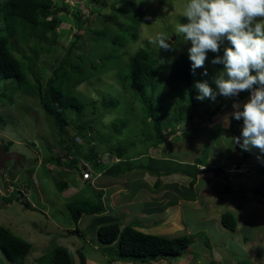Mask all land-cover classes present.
<instances>
[{"label":"rangeland","instance_id":"rangeland-1","mask_svg":"<svg viewBox=\"0 0 264 264\" xmlns=\"http://www.w3.org/2000/svg\"><path fill=\"white\" fill-rule=\"evenodd\" d=\"M3 1L0 0V4ZM129 1L123 5L122 14H115L112 7L119 5V0H106L98 8H96L97 4L89 3L88 0L87 5H84L85 0H75V2L69 0L70 11L63 10L61 15L64 23L56 28L55 35H50L46 40V48L52 47V50L40 55L37 62V67L43 70L38 72L35 68L29 76L30 83L34 85L36 78L39 82H44L51 76L53 68L65 56L76 34L82 35L80 47H83L87 44L88 34L92 36L96 32L95 30L102 26L99 21L101 18L97 16L95 18L99 24L91 20L89 26L84 29L73 23L74 18L70 16L72 11L77 12L79 10V13L84 14V16L90 13L94 15L91 10L92 7L96 8V13L99 11L103 17L104 25L101 29L107 33L106 38L111 37L112 34H114L113 38L122 36V31L119 28H123L128 32L138 29L135 41H129L126 47L119 48L118 51L113 48L119 60L122 61V65L133 53V49L148 47L156 55L162 56L159 62H164L160 77L158 74L156 78V84L160 79L165 82L164 79H166L175 58L179 55L189 56L187 49L190 47V42L184 43L172 33L175 23L187 22V18L181 16L187 0ZM141 10L144 11V18L139 24L138 17L142 15ZM112 20L115 21L114 25ZM118 24L119 27H117ZM158 31L170 35L169 43L172 45V50L158 49L157 46L148 42L147 37ZM15 42L17 56L26 54L33 49L31 45L16 40ZM225 46H228L227 41L221 44L219 55L222 56ZM78 51V48L73 49V52ZM86 52L83 51L82 54L86 55ZM97 52L100 53L99 50ZM162 53L165 54V60ZM216 55L217 53L209 51L202 67L203 73L206 70L212 76V82H214L216 74L223 70V64L212 63ZM117 67L100 72L104 69L101 66L94 76L87 78L73 89V92L80 97L84 108L81 112L70 111L68 113L71 121L62 131L54 129L49 118L40 107V99L35 94H31V92L23 94L22 92L21 95L16 96L15 93L7 92L9 99L12 100L13 96L15 102L9 104V100H0V143L9 145V149L23 152L26 154L27 160L10 163L5 171H0V225L31 243L26 264H49L50 256L56 246L68 248L72 252L75 264L79 262L76 250L82 251L86 256V264H123L116 260L111 261L109 255L102 251L105 247L101 246L95 239L94 231L86 230V227L95 220V216L85 214V217L83 216L80 219V237L73 235L71 232L67 233L73 226L68 221L70 215L65 201L80 194L89 196L91 191L88 190V185L96 190L103 189L102 200L106 211L121 217L123 220L122 225L131 220H136L140 225L137 228L167 236L201 233L194 236L195 242L192 246L184 250L182 257L172 260V264H236L238 260L242 261V264H247L250 261L246 258L235 259L236 255L246 251L252 253L249 256L253 258L254 263L263 264L264 257L260 254V250L262 249L261 251L264 252V199L259 200L254 197L252 189L259 186V176L256 175V171L264 167V163L261 162L264 161V154H261L258 149L254 150L255 148L250 150H254L253 152L247 153L248 155L245 157L247 158V165L252 166V172L247 174L248 177H246V173L249 168L247 169L244 165L240 166L239 169L233 166L227 167V165L238 162L244 155L241 153L238 144L230 146L234 129L227 128L230 125H225L223 122L225 114L234 111L233 103L237 102L242 106L250 94L245 96L247 98H239V95L226 98L218 94L214 102L209 99L203 101L196 99L195 104H197L196 107H199V111L192 118V123L187 118L178 121L173 114L172 106L167 105L172 100H163V103H165L163 120L176 119V124L166 126L165 131L182 127L180 130L181 135L179 133H176L175 136L171 135L167 137L162 145L155 147L152 144L155 140L154 135L152 136L153 131H150L148 124L142 121L139 104L136 101L132 102L128 99V94L121 92L124 87L117 80L115 71L119 69V66ZM161 88L172 99L169 88L163 85L159 87V89ZM212 89L217 91L215 83H213ZM1 93H3L2 89H0ZM104 95L116 97L120 103L115 108L107 110L104 108L102 100ZM157 102L159 103V101ZM222 102H226L228 107L220 112L222 113L220 118L223 123H219L221 131L218 132L217 128H213L212 125L214 121L219 119L217 116L220 113L217 112V106ZM177 103H179V108L184 110L191 106L184 100H178ZM207 107L210 110L212 109L211 112L206 109ZM205 109L206 113H202ZM112 114L115 115V120L109 125L103 124L102 120ZM12 119H14V128L10 129L9 126L12 123L9 121ZM122 121H124L123 125ZM81 124L84 125L82 132L86 131L89 134L86 139L78 133ZM235 125L237 124L235 123ZM117 130L120 133H117ZM237 133L241 135L239 132ZM77 136H80L81 140H75V138L78 139ZM74 141H77V143H74ZM90 141L94 144H91ZM92 145L98 158H104V164L107 165L105 171L120 161L119 159L118 162H114V159L119 157L117 150L126 149L120 158L130 160L142 157L143 159L147 158L144 155L148 154L158 162L164 158H169L167 160L171 163L172 158H175L178 163H182V161H185L184 159L195 163L197 157L201 158V155H203V162L209 161L212 164H217L216 167H226L227 175L218 174V185L211 190L210 184L216 182L213 175L211 173L200 174V180L204 181V183L201 181L202 190H204V186L208 185L209 190H206L203 194H197L196 199L199 201L196 200L195 203L191 204L185 200H176V203L174 196L180 197L179 193L174 192L173 197L171 193L166 195L167 193L159 190L160 185L157 186V191L154 190L152 185L155 177L145 171H138L139 173L128 172L115 178L106 173H103L100 177L92 174L89 178L84 179L83 174H81L84 171L81 170L80 165L81 161H88L87 158L91 156L90 146ZM76 149H78V157H80L79 160L77 159L78 165L68 157L70 151ZM52 155L60 156L62 164L67 163L69 166H59L54 161V163L52 161L47 162L46 159L51 158ZM258 156L260 157L259 160L257 159ZM232 158H234V161H230ZM131 161L133 162V160ZM137 162L138 160H134V164ZM49 166L53 168V174L48 173ZM238 171L245 173L236 179L234 175ZM222 176H227V182L232 185L231 193L234 196L232 199L230 198L231 194L222 195L220 193L224 184L221 179ZM70 177L79 182H73L72 179H69ZM161 180L162 184L170 182L169 189H171L173 182L182 184L185 182V177L181 175H171L170 177L168 175L162 177ZM134 181L145 182L149 184H145L149 187L144 186V188L138 189L140 185L137 187L133 185L132 187H136V193L129 200L123 197L122 194L128 193ZM138 183L136 182V184ZM63 184L64 187L62 188ZM23 190L30 194V200L24 197V195L27 197L25 193L24 195L22 193L17 195ZM243 190L245 197L241 198ZM12 191L15 196L6 197L5 194ZM4 197H6L5 199H12V204L8 208L4 207V204L7 203L6 200H3ZM25 201L30 202L34 210L25 209L21 204ZM226 211L232 212L237 218L239 227L235 230V236L220 225L219 216ZM220 235H226L230 239L236 237L238 240L232 239L230 241L219 237ZM201 236H208L211 247H207L204 242H200ZM238 236L242 237L243 240H240ZM245 236L249 238L247 242H244L246 241L244 240ZM232 243L241 246V249L237 246L232 248ZM152 263L161 264V261ZM0 264H9V262L4 256L0 255Z\"/></svg>","mask_w":264,"mask_h":264},{"label":"trees","instance_id":"trees-1","mask_svg":"<svg viewBox=\"0 0 264 264\" xmlns=\"http://www.w3.org/2000/svg\"><path fill=\"white\" fill-rule=\"evenodd\" d=\"M67 1L4 0L0 4V89L3 92L0 94V100H9V104H11L15 98L12 96V100L9 99V96L6 94L7 92L15 93L16 96L21 95L20 93L22 92L23 94L31 92V94H35L40 99V107L51 121L53 127L61 128L62 130L71 121L68 113L73 110L81 112L84 108L80 97L73 92V89L83 83L87 78L94 76L97 69H100L101 66L104 68L103 71H109V69L118 68L117 66H119L115 74L117 80L124 87L121 92L128 94L129 100H132V102L136 101L139 104L142 121L148 124L147 126H149L148 129L150 131H153L152 136L154 135L155 140L152 144L155 147L162 145L167 140V137L171 135L175 136L177 133L176 129L165 131L166 126L176 124V119L170 121L163 120L162 115L165 113V103H163V100H174V102L171 101L167 105L172 106L173 114L178 121L187 118L191 122L192 118L199 111V107H196L197 104H195L198 91L194 87V84L196 81L206 80L212 87L214 83L212 82V76L208 73L204 75L202 72L203 68H197L195 74H193L189 56L179 55L170 66L168 75L164 79L165 82L160 79L158 84H156V78L158 74L160 77L164 62H159L162 56L156 55L148 47L137 48L134 54L129 55L126 62L122 65V61L119 60L113 48L118 51L119 48L126 47L129 41H135L137 39L138 29L128 32L123 28H119L122 31V36L113 38L114 34H112L111 37L106 38L107 33L101 27H98L92 36L88 34L89 37L86 39L87 44L83 47H80L82 44L80 40L82 35L79 33L76 34L65 56L53 68L51 76L44 82H39L36 78L34 85L31 84L29 76L33 70L35 68L38 72L43 70L37 67L40 55L52 50V47L46 48V40L50 35H55L56 28H59V25L63 23L61 18V14L63 13L61 11H69ZM88 1L89 3L93 2L97 4L96 8H98L106 0ZM119 2V5L112 7L115 14H122L123 5L130 1L119 0ZM85 4L87 5V0H85ZM96 8L92 7V10ZM141 12L142 15L138 17L139 24L144 18V11L141 10ZM71 17L74 18L73 23L81 26L83 29L89 26V21L93 18L92 16L91 18L81 20L77 12L72 13ZM97 17L103 20L99 11ZM112 23L114 25L115 21L112 20ZM119 26L118 24L117 27ZM15 40L23 44L31 45L33 49L26 54L17 56ZM74 48H78L79 51L73 52ZM98 50L100 53L97 52ZM83 51H87V54L83 55ZM162 54L164 59L165 54ZM39 75L41 76L42 74L40 73ZM161 85L169 88L172 99L167 96L165 90L163 91L162 88L159 89ZM241 92L244 94L248 91ZM102 100L104 102V108L107 110L115 108L120 103L116 97L106 95L103 96ZM178 100H184V102L191 104V106L186 110L180 109L179 103H177ZM123 123L124 121H122V125ZM83 129L84 125L81 124L78 133L86 136L88 133L86 131L82 132ZM116 132L120 133L119 130ZM236 137H238L236 133L231 136L230 146L234 143V138ZM90 149L91 156L87 160L96 171H103V173H106L112 178L128 172L145 171L149 175L156 177L155 185L152 186L154 190L158 189L157 186H162L160 180L162 176L177 172L190 176L192 180L188 188L176 184L175 186L172 185V188L165 192L167 193L166 195L171 193L172 197L175 195L174 192H178L180 197L175 195V199L184 198L191 200L196 198L197 194L189 188H191L198 175L205 172H214L213 177L216 179L214 187H216L219 179L217 175L223 173L222 166L207 168L201 171L196 164L188 165L181 162L178 163L175 158H172L173 161L170 163L167 160L169 158H164L158 162L151 157L137 159L138 162L136 164H134V159L133 162L123 159L105 171V167L100 166L101 164L98 162L99 158L94 153L93 146ZM125 151L126 149H118L117 155L121 157ZM240 151L244 156L248 153V151L242 150L241 148ZM70 152L75 157L79 154L78 149ZM202 156L201 158L197 157V161L202 163ZM243 159L238 162V165ZM46 160L47 162L54 161L59 166L66 165L65 163L62 164L60 156L52 155L51 158L49 157ZM74 161L77 163L76 159ZM52 169L49 166L48 173L53 174L54 171ZM258 175L259 186L258 188L255 187L252 193L254 197L261 200L264 197V167L258 170ZM69 179H72L75 183L79 182L72 177ZM222 181L224 184L221 193L227 194L230 185L227 183L226 176L222 177ZM136 182L138 183L139 181L132 182L131 189L128 193L122 194L123 197L131 200L136 193V187L138 185H140L138 189L144 188V186L146 188L149 187L147 183L142 184V181L138 184ZM133 185L136 187H132ZM63 187L64 184L62 185ZM87 188L91 191L89 196H82L80 194L77 197H72L70 200L65 201L70 215V220L68 218V221L73 226L67 233L71 232L73 235L80 237V219L85 214L95 216V220L86 227V230L94 231L95 239L101 246L105 247L102 251L109 255L111 261L116 260L124 264H153L152 262L154 261H161V264H172V260L182 257L184 250L192 246L195 242L194 236L201 234H182L172 237L158 235L155 232H147L137 228L140 225L136 220H131L127 224L122 225L123 220L121 217L112 215L109 211H106L102 200L103 189L96 190L91 185H88ZM243 197H245L244 190L243 195H241V198ZM4 200L8 201V199ZM22 205L25 209L34 210L30 202H22ZM221 224L225 229L234 231L237 228V218L232 212L226 211L222 213ZM200 242H204L205 246L211 247L208 236H201ZM30 248V242L0 225V255L4 256L9 264H26L27 254ZM76 253L79 259L77 264H86V258L83 252L77 251ZM238 258L242 259L246 257L236 255L235 259L237 260ZM38 261L40 262V259ZM241 262L238 260L236 264H242ZM49 264H75V261L72 252L68 248L56 246L50 256ZM247 264L251 263L248 262Z\"/></svg>","mask_w":264,"mask_h":264},{"label":"clouds","instance_id":"clouds-1","mask_svg":"<svg viewBox=\"0 0 264 264\" xmlns=\"http://www.w3.org/2000/svg\"><path fill=\"white\" fill-rule=\"evenodd\" d=\"M92 11L94 15L90 13L87 16L86 15L84 16V14L79 13V10H77V13L79 14L81 20L86 18H91L93 16V18L90 19V21L94 20L96 24H99L98 20H96L95 18V16H97L98 13H96V10H92ZM61 12L63 13V11ZM72 13H75V11H72L70 13V16ZM181 16L186 17L187 22L175 23L173 25L172 33H174L184 43L190 42V47L187 49V51H188L189 59L191 61V69L193 74H195V70L197 68H202L204 66L209 51L213 53H217L215 58L212 60L213 64H223V70L218 72L214 77V83L217 86V91H214L206 80L196 81L194 84V87L198 91V95L196 96V99L200 101L209 99L214 102L218 94L226 98L236 97L238 95L239 98L240 97L243 98L248 94H250L249 98L243 103L242 106L237 102L233 103L232 107L234 111L233 112L229 111V114H225V116L223 117V122L225 123V125H230L227 128H234L235 129L234 133L238 135V137L234 138V143L232 144V146L238 144L240 146L239 148L248 151V153L251 149L255 148L258 149L261 154H264V0H187L185 4V9L181 13ZM99 21L103 26L104 22L102 20ZM147 39L150 44L157 46L158 49L172 50V45L169 43L170 35L164 33L163 31L155 32L153 35L147 37ZM225 41L228 42V46H225L223 48V54L221 56L219 55L221 50L220 46ZM134 52L135 49H133V54ZM100 72H104L103 69ZM204 75H207L206 70L204 72ZM241 91H248V92L242 94ZM217 107H218L217 109L218 111L215 110V112L217 111L218 113H220L226 110L228 105L226 104V102H222L219 103ZM208 108L209 107H207L206 109ZM206 109L203 110L202 113H206ZM211 110L208 109L209 112H211ZM221 114L222 113H220V115L217 116L219 119L217 121H214V124L212 125L213 128H217L218 132L221 131L220 128L221 126L219 125V123H223L220 118ZM115 118L116 117L114 114L110 116H106L102 120V123L105 125H109L113 122V120H115ZM13 121L14 119L9 121L12 123L9 126L10 129L14 128ZM235 123L237 125H235ZM240 127H242V129ZM54 129L58 131L63 130V128L62 130L61 128H54ZM174 129H176L177 133L180 134L181 133L180 130L182 129V127L181 128L175 127ZM237 132H239L241 135H239ZM88 135L89 134L83 136L84 139H86ZM77 138L78 139L75 138V140L77 141L81 140L80 136H77ZM77 141H74V143H77ZM90 142L91 144H94V142L92 141ZM0 145L4 146L5 152L15 151L13 149H9L8 147L9 145L7 144L0 143ZM19 153L24 155L25 157L24 160L7 161L5 168L0 171H5L10 163H19V162L27 161L26 154H24L23 152H19ZM68 155H69L68 157L71 160H75V156H73L71 152ZM144 156L150 157L148 156V154H145ZM244 157L245 156H243L242 158ZM79 158L80 157L77 156L76 160L77 159L79 160ZM140 158L142 157L134 158V160ZM119 159L120 161L123 160V158L117 157L114 159V162L115 163L118 162ZM257 159L259 160L260 157L258 156ZM78 160H77V165H78ZM240 160L238 162H240ZM98 162L101 164L100 166H103L106 169L107 165L104 164L103 157L99 158ZM238 162L233 163V165L231 164V166L237 169H239L240 166L242 165L246 166L247 169L249 168L248 172L246 173V177H248L247 174L252 172L251 171L252 167L248 166L247 163L246 164L243 163V161L238 165ZM261 162L264 163V161ZM182 163L186 164L185 162ZM189 164L190 165L196 164L198 169L201 171L210 168V167H205V164L201 163L200 161H196L195 163L193 162ZM66 165L69 166V164L67 163ZM72 165L74 164L72 163ZM80 167H82L81 170L83 169L84 171V173L83 172L81 173L83 174L84 179L89 178L90 175L92 174L94 176L97 175L96 177H100L103 174V171H96L95 169H93L89 161H81ZM222 168H223L222 174L227 175L225 170L226 167L225 168L222 167ZM139 172L137 171V173ZM177 173H173L171 175H175ZM244 173L245 172L238 171L237 174L234 175V177L236 178V176H240ZM178 174L185 177V182L180 184L188 188L192 178L190 176H187L186 174H181V173ZM212 175H214V172ZM256 175H258V172H256ZM197 178L198 177H196L195 182L192 184L191 188L189 189L194 191L196 194H200L201 188L198 185ZM226 178L228 181L227 176ZM175 184L176 183L172 185L174 186ZM180 184L177 183V185ZM228 184L231 185L230 183ZM21 193L22 195H24L25 193L27 197L25 195L24 197L27 200H30L29 198L30 194L28 192H25L23 190V192L17 193V195H20ZM5 195L6 197L15 196L13 191ZM6 197H4L3 200ZM7 199L8 201L7 203L4 204L5 205L4 207L8 208V206L12 204V199L9 198ZM262 199H264V197H262ZM176 200L178 201L185 200L188 201V203L192 204L195 203L197 199L195 198V199L187 200L184 198H180V199H175V202ZM221 216L222 214L219 216L220 225L222 226ZM237 227H239L238 223H237ZM222 228L224 227L222 226ZM226 230L233 233L235 236V230L234 231L228 229ZM238 237L240 240H243L242 237L240 236ZM248 239L249 238L245 236L244 240L246 241L244 242H247ZM261 250H260V254H262V257H264V252H262ZM241 255L246 257L251 264H256L253 262L254 261L253 258L249 256L252 255V253L246 251L240 253V256Z\"/></svg>","mask_w":264,"mask_h":264},{"label":"crops","instance_id":"crops-1","mask_svg":"<svg viewBox=\"0 0 264 264\" xmlns=\"http://www.w3.org/2000/svg\"><path fill=\"white\" fill-rule=\"evenodd\" d=\"M241 129H242V127H240ZM254 150H256V149H254ZM253 150V151H254ZM253 151H249V153H251V152H253ZM200 152V151H199ZM248 153V154H249ZM247 154V155H248ZM245 157H246V155H245ZM244 157V159H243V163H247V158H245ZM185 161H182V162H187V161H189L190 163H193V161H190V160H188V159H184ZM230 161H234V158H232V159H230ZM229 162V161H228ZM202 163H204L205 164V167H215L217 164H212V163H210L209 161H206V162H202ZM186 164H188V165H190L189 163H186ZM228 164V163H227ZM248 164V163H247ZM233 165V164H232ZM229 165H227V167H228ZM231 166V165H230ZM252 167V166H251ZM254 168V167H253ZM258 169V168H257ZM261 169V168H260ZM256 172H258V171H256ZM205 173H211V174H213V172L211 171V172H205ZM175 175H179V174H175ZM168 175H166V177H167ZM170 177H171V174L169 175ZM218 176V175H217ZM162 177H165V176H162ZM161 177V178H162ZM161 178H160V180H161ZM219 178V177H218ZM239 178V176H236V179H238ZM213 179H214V177H213ZM222 179V178H221ZM216 180V179H215ZM155 181H156V179H155ZM155 181H154V183H153V185H155ZM201 181L204 183V181L203 180H200V177L198 176V178H197V182H198V185H199V187L201 188ZM143 183H145V182H142V184ZM173 183H176V182H173ZM211 183V182H210ZM215 183L216 182H214V183H212V185L210 184V189L211 190H213V189H215L216 187H214L215 186ZM161 184H162V180H161ZM177 184V183H176ZM175 184V185H176ZM206 184V183H205ZM149 185V184H148ZM152 185V186H153ZM174 185V186H175ZM232 185H230V189H229V191H228V193L227 194H231V196H230V198L232 199V197H234L233 195H232V187H231ZM169 187H170V182L168 183H164V184H162V186H161V188H160V191H164V192H167V191H169ZM141 189V188H140ZM204 190H202V188L200 189V192L203 194L206 190H209V185L208 186H204V188H203ZM253 190V189H252ZM129 191V190H128ZM221 193V192H220ZM222 195H224L223 193H221ZM226 194V193H225ZM167 200V199H166ZM167 202V201H166ZM226 234H227V232H226ZM172 237V236H171ZM219 237H221V238H224V239H229L230 241L232 240V239H237L236 237H233L232 239H230L228 236H226V235H220ZM217 238V237H216ZM238 240V239H237ZM231 246H232V248H234L235 246H237L239 249H241V246H238V245H235V244H231ZM230 249V248H229Z\"/></svg>","mask_w":264,"mask_h":264},{"label":"water","instance_id":"water-1","mask_svg":"<svg viewBox=\"0 0 264 264\" xmlns=\"http://www.w3.org/2000/svg\"><path fill=\"white\" fill-rule=\"evenodd\" d=\"M24 158L25 157L23 154L16 151L5 152L4 146L0 145V170H3L5 168L7 161H22L24 160Z\"/></svg>","mask_w":264,"mask_h":264},{"label":"bare ground","instance_id":"bare-ground-1","mask_svg":"<svg viewBox=\"0 0 264 264\" xmlns=\"http://www.w3.org/2000/svg\"><path fill=\"white\" fill-rule=\"evenodd\" d=\"M205 245V244H204Z\"/></svg>","mask_w":264,"mask_h":264}]
</instances>
